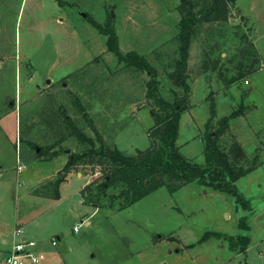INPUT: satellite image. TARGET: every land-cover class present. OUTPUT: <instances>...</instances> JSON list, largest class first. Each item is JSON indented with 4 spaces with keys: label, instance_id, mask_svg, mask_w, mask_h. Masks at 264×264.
<instances>
[{
    "label": "rangeland",
    "instance_id": "374dc122",
    "mask_svg": "<svg viewBox=\"0 0 264 264\" xmlns=\"http://www.w3.org/2000/svg\"><path fill=\"white\" fill-rule=\"evenodd\" d=\"M180 1L0 0V257L21 228L28 250L44 255L39 264H264V0H234L227 23L197 33L188 61L190 108L180 117L177 139L180 154L203 166L208 121L215 127L242 108L222 141H236L250 165L256 158L236 184L252 214L238 216L230 197L194 184L173 193L161 188L123 210L102 198L95 209L79 194L87 181L101 180L100 169L90 166L73 171L58 199L33 194L56 177L68 155L86 149L70 137L55 148L59 155L44 149L37 155L68 132L60 117L54 130L45 119L64 109L95 137L72 101L85 106L109 146L126 155L150 146L149 76L118 63L89 20L115 30L122 54L146 57L158 70L159 94L172 100L166 73ZM239 72L245 78L230 84ZM244 215L250 226L245 253L215 237L186 248L207 232L237 236Z\"/></svg>",
    "mask_w": 264,
    "mask_h": 264
},
{
    "label": "trees",
    "instance_id": "16d2710c",
    "mask_svg": "<svg viewBox=\"0 0 264 264\" xmlns=\"http://www.w3.org/2000/svg\"><path fill=\"white\" fill-rule=\"evenodd\" d=\"M233 2L234 0L180 1L176 8L179 15L176 25L177 32L174 37L176 50L166 73L172 85V100H166L159 94L158 70L146 57L135 51L122 54L115 30L109 25L102 27L90 19L91 25L106 37L107 52L111 53L118 63L149 76L146 83V95L155 106L150 112L153 121L148 130L150 146L145 150H137L134 155H126L116 146H109L95 128L92 119L88 117L85 106L80 101H72L81 112L86 127L95 137L87 136L82 126L71 119L64 109H60L59 114L61 115L54 114V116H49L51 119H45V126L54 130L59 124L57 117H60L68 132L65 137L62 135L46 147L40 148L37 155H42L44 150L46 153L52 152L53 156L59 155L60 152H57L55 148L61 145L65 138L70 137H76L86 146V149L68 155L64 167L56 174V177L36 188L33 194L42 198L58 199L60 186L66 181L67 176L79 167L90 166L100 169L101 180L99 183L89 182L79 194L84 204L95 209L101 207L102 198L118 201V209L123 210L161 188L165 187L173 193L189 184H194L200 189L211 190L230 197L236 213H239L238 216L241 211L252 214L250 203L239 192L236 184L254 169L256 158L250 165L236 141L233 140L228 146L222 141L229 131V121L242 115V108L233 111L228 117L221 118L215 127L210 120L208 121L203 166L185 159L177 146L180 117L190 108L191 89L188 83V61L191 45L197 33L204 26L224 24L229 21ZM243 78L245 74L239 72L238 75L232 77L230 84ZM211 112L213 113V109ZM210 127L212 130L208 131ZM110 189H118L119 192L108 194ZM237 228L240 230L237 236L207 232L199 242L188 245L186 248L192 249L200 242L215 237L225 239L230 250L245 253L250 242L248 237L250 226L247 216L238 217Z\"/></svg>",
    "mask_w": 264,
    "mask_h": 264
},
{
    "label": "built area",
    "instance_id": "2783aa9c",
    "mask_svg": "<svg viewBox=\"0 0 264 264\" xmlns=\"http://www.w3.org/2000/svg\"><path fill=\"white\" fill-rule=\"evenodd\" d=\"M18 170L20 172L22 168L18 167ZM13 238H17L18 240L12 244V247L4 256L0 257V264H39L44 260V255L34 254L28 250L31 243L27 241L21 228L14 230ZM52 245H55V241L52 242Z\"/></svg>",
    "mask_w": 264,
    "mask_h": 264
},
{
    "label": "crops",
    "instance_id": "0c3cea01",
    "mask_svg": "<svg viewBox=\"0 0 264 264\" xmlns=\"http://www.w3.org/2000/svg\"><path fill=\"white\" fill-rule=\"evenodd\" d=\"M21 171H22V170H21ZM21 171H20V172H21ZM73 173H74V172H71V173L67 176L66 181L60 186V188H62V187L68 182V181H67V180H68V177H70ZM75 174H76L78 177H80V176L82 175L81 173H75ZM88 183H89V181L86 182V184H88ZM86 184H85V185H86ZM85 185H84V186H85ZM84 221H85V225H86L87 222H86V220H84Z\"/></svg>",
    "mask_w": 264,
    "mask_h": 264
},
{
    "label": "water",
    "instance_id": "95a60500",
    "mask_svg": "<svg viewBox=\"0 0 264 264\" xmlns=\"http://www.w3.org/2000/svg\"><path fill=\"white\" fill-rule=\"evenodd\" d=\"M37 152H39V149H37ZM67 153H69V151Z\"/></svg>",
    "mask_w": 264,
    "mask_h": 264
}]
</instances>
